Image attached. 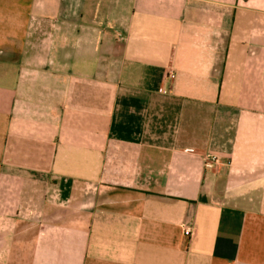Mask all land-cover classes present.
Listing matches in <instances>:
<instances>
[{
    "label": "crops",
    "instance_id": "0c3cea01",
    "mask_svg": "<svg viewBox=\"0 0 264 264\" xmlns=\"http://www.w3.org/2000/svg\"><path fill=\"white\" fill-rule=\"evenodd\" d=\"M0 264H264V0H0Z\"/></svg>",
    "mask_w": 264,
    "mask_h": 264
},
{
    "label": "built area",
    "instance_id": "2783aa9c",
    "mask_svg": "<svg viewBox=\"0 0 264 264\" xmlns=\"http://www.w3.org/2000/svg\"><path fill=\"white\" fill-rule=\"evenodd\" d=\"M172 77H174L172 75ZM217 162V157L215 156H208L207 157V162H206V166L207 167H212L215 163ZM184 228V233L187 237H192L194 235L195 229L192 225H183Z\"/></svg>",
    "mask_w": 264,
    "mask_h": 264
}]
</instances>
